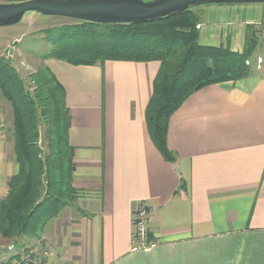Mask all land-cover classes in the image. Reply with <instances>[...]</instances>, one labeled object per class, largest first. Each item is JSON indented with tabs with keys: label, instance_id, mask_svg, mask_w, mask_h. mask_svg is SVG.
<instances>
[{
	"label": "crops",
	"instance_id": "1",
	"mask_svg": "<svg viewBox=\"0 0 264 264\" xmlns=\"http://www.w3.org/2000/svg\"><path fill=\"white\" fill-rule=\"evenodd\" d=\"M190 12L201 45L240 53L247 30L264 45L263 3ZM44 61L65 89L75 199L39 237L7 241L1 254L9 243L25 249L45 242L47 264H264V63L251 76L184 99L168 121L169 162L145 120L159 61ZM4 151L0 142L2 198L17 172L13 152ZM139 202L149 210L148 248L130 242Z\"/></svg>",
	"mask_w": 264,
	"mask_h": 264
},
{
	"label": "trees",
	"instance_id": "2",
	"mask_svg": "<svg viewBox=\"0 0 264 264\" xmlns=\"http://www.w3.org/2000/svg\"><path fill=\"white\" fill-rule=\"evenodd\" d=\"M43 38L48 44L40 55L43 61L55 58L72 65L159 61L145 120L153 144L169 162L175 156L166 142L168 121L184 99L202 87L256 73V61L251 60L258 46L254 32L247 30L240 53L201 45L190 8L144 23L78 20L45 29ZM177 55L178 62L174 61ZM29 82L6 58H0V93L11 108V151L17 164V172L8 179L7 195L0 197V236L14 243L22 236L39 237L47 220L75 199L65 89L45 64L29 74Z\"/></svg>",
	"mask_w": 264,
	"mask_h": 264
},
{
	"label": "water",
	"instance_id": "3",
	"mask_svg": "<svg viewBox=\"0 0 264 264\" xmlns=\"http://www.w3.org/2000/svg\"><path fill=\"white\" fill-rule=\"evenodd\" d=\"M212 3H264V0H22L0 2V27L17 24L25 13L103 24L144 23ZM17 41H14L16 44ZM12 48H10L9 52Z\"/></svg>",
	"mask_w": 264,
	"mask_h": 264
},
{
	"label": "rangeland",
	"instance_id": "4",
	"mask_svg": "<svg viewBox=\"0 0 264 264\" xmlns=\"http://www.w3.org/2000/svg\"><path fill=\"white\" fill-rule=\"evenodd\" d=\"M8 2V1H4ZM78 20L67 17L42 16L38 13L27 12L17 24L0 27V58H6L8 62L17 70L21 78L26 84H29V74L36 71L41 64H46L40 58V55L48 49V44L44 40L45 29H59L64 25L76 23ZM14 41H17L14 44ZM11 51L9 52V50ZM257 55L261 56V61H257L260 65L264 63V45L257 47L251 55V60L254 61ZM180 55L174 57V61H179ZM47 66V65H46ZM0 142L4 143V153H9L12 150V113L11 108L6 101L3 100L0 93ZM43 136V133H42ZM15 167V164H14ZM17 171V170H16ZM10 178V177H9ZM8 178V179H9ZM8 183V180H7ZM8 192V185H7ZM143 203L139 202L138 204ZM137 204V205H138ZM149 232V224L147 223ZM36 240V239H33ZM8 239H2L0 236V246L4 245ZM144 247V248H148ZM4 248V247H3ZM12 251H8L7 255L23 250V247L15 245ZM49 250V247H48ZM51 250L48 252L50 256ZM46 259V260H47Z\"/></svg>",
	"mask_w": 264,
	"mask_h": 264
},
{
	"label": "built area",
	"instance_id": "5",
	"mask_svg": "<svg viewBox=\"0 0 264 264\" xmlns=\"http://www.w3.org/2000/svg\"><path fill=\"white\" fill-rule=\"evenodd\" d=\"M264 27V18L260 22ZM199 25H196L198 27ZM257 61H261L258 58ZM258 63V62H257ZM2 120L0 119V126ZM149 217V210L145 204L140 203L136 205L132 214V231L130 235V242L132 248H144L150 246L149 232L147 229V221ZM14 244L8 245L5 249V255L0 252V264H47L48 247L45 242H38L34 246L25 248L21 251L13 253L8 256L7 252L12 251Z\"/></svg>",
	"mask_w": 264,
	"mask_h": 264
}]
</instances>
